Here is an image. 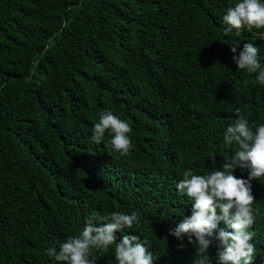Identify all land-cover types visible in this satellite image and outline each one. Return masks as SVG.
<instances>
[{
	"label": "trees",
	"instance_id": "trees-1",
	"mask_svg": "<svg viewBox=\"0 0 264 264\" xmlns=\"http://www.w3.org/2000/svg\"><path fill=\"white\" fill-rule=\"evenodd\" d=\"M235 2L0 0V264H56L44 249L86 217L133 210L141 222L125 233L147 239L153 264H199L186 238L180 249L168 235L192 207L175 183L236 150L222 137L235 109L264 123V85L237 70L228 45L264 48V30L226 36ZM105 109L132 128L127 156L107 134L90 140ZM252 193L264 264V177ZM91 255L115 264L114 246Z\"/></svg>",
	"mask_w": 264,
	"mask_h": 264
},
{
	"label": "clouds",
	"instance_id": "clouds-1",
	"mask_svg": "<svg viewBox=\"0 0 264 264\" xmlns=\"http://www.w3.org/2000/svg\"><path fill=\"white\" fill-rule=\"evenodd\" d=\"M224 34L240 36L243 31L264 30V0H236L225 10L222 18ZM264 36V31L260 33ZM232 60L247 74H255V81L264 85V48L253 43L228 44ZM238 53V54H237ZM243 83L246 85L247 80ZM236 118L222 133L225 147L235 145L236 150L223 156L220 167H213L201 173L185 172L175 183L178 192L191 202V214L168 235L179 241L183 249L185 238L196 252L202 254L199 264H255L257 249L252 181L264 177V123L251 124L239 108ZM130 124L105 109L92 126L90 140L100 144L106 134L113 150L127 156L132 149ZM237 169L246 171L247 178L235 175ZM141 222L140 213L112 211L107 216L95 215L85 218L77 235L66 237L58 245L44 249L47 257L56 264H96L93 250L108 251L114 246L115 264H153V253L149 251L147 239L127 232ZM223 222L225 227L219 225ZM121 233L118 239L116 233ZM130 233V234H129ZM217 242V251L210 257L209 249Z\"/></svg>",
	"mask_w": 264,
	"mask_h": 264
}]
</instances>
